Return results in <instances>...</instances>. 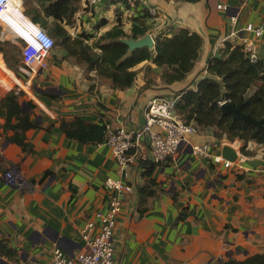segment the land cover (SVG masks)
Wrapping results in <instances>:
<instances>
[{
    "label": "crops",
    "instance_id": "crops-1",
    "mask_svg": "<svg viewBox=\"0 0 264 264\" xmlns=\"http://www.w3.org/2000/svg\"><path fill=\"white\" fill-rule=\"evenodd\" d=\"M78 5L69 27L73 39L86 33L90 36L85 42L93 45L119 22L131 33L142 9L154 8L156 16L147 20L148 34L155 40L160 34L171 37L180 28L196 32L202 38L199 58L187 78L173 84L163 81V68L145 61L137 66L133 86L121 90L96 71L70 62L73 56L67 52L56 60L52 50L47 70L30 72L20 67L27 76L24 79L15 76L0 57V84L13 80L14 86L24 85L23 97L35 103L32 118L39 125L26 133V151L10 141L6 144L5 135L0 136V240L15 251L12 257H0L9 264H53L56 247L75 256L86 247L82 228L93 221L97 233V215L108 210L104 183L119 177L117 161L105 143L68 139L60 129L61 119L81 117L105 123L108 131L139 130L145 126L151 100L195 88L206 75L210 58L219 55L227 41L240 42L230 37L232 17H236V29L264 25V0H143L136 5L104 2L95 6L80 0ZM1 17L4 28L15 35L16 22L4 14ZM240 36L250 40L253 51L264 59V38L246 31ZM147 82L153 84L144 88ZM3 124L0 118V132ZM190 139L196 144L218 141L222 149L231 145L218 140L213 129H199ZM189 151L156 168L152 178L158 183L157 194L144 203L139 189L148 178L142 163L130 167L126 181L134 190L126 196L115 227V264H222L230 258L244 260L264 253V169L243 173ZM47 171L51 174L45 177ZM11 173L22 178L23 188L9 184ZM241 174L251 182L239 180ZM144 207L148 209L140 213ZM184 210L186 218L177 222Z\"/></svg>",
    "mask_w": 264,
    "mask_h": 264
},
{
    "label": "trees",
    "instance_id": "trees-1",
    "mask_svg": "<svg viewBox=\"0 0 264 264\" xmlns=\"http://www.w3.org/2000/svg\"><path fill=\"white\" fill-rule=\"evenodd\" d=\"M79 1L22 0L25 15L57 39L56 46L52 49L53 54L60 50L66 51L68 55L84 62L89 71H96L100 77L109 79L115 89L121 90L133 86L139 73L137 66L145 61H152L164 69L162 79L165 84L185 80L194 69L199 58L202 38L198 33L186 28L174 31L171 37L157 35L154 49L143 47L129 50L122 39H140L149 32L147 20L154 16L146 9H142V14L134 19L131 33H127L119 22L93 45L85 42L90 36L86 33L81 34V40L73 39L69 27L73 25L79 10ZM185 1L195 3L200 0ZM96 49L99 52L94 51ZM0 53L11 71L19 78H27L20 70L23 64L20 58L21 49L17 44L0 40ZM150 70L149 65L145 69L146 75ZM152 84L147 82L144 88ZM13 86V80L1 83L0 94L2 89L10 90ZM24 95V92L16 94L15 90H11L0 98V118L4 120L0 136L5 135V140L26 151L29 148L26 133L39 125L32 118L36 108L32 100H26L30 111H24ZM176 96H179L177 109L181 111L187 124L195 125L198 130L213 129L218 140L226 138L230 142H243L241 152L246 155L249 154L248 148L252 142L264 146V59L253 62L243 44L227 41L220 54L210 58L207 73L196 87L183 89ZM224 101L234 107L243 104L245 114L263 121V131L251 123L235 119L232 115H224L221 108V102ZM60 129L68 139L81 144L104 143L108 133L105 123H94L81 117H75L73 120L61 119ZM162 164L142 163L144 175L148 178V183L139 189L142 203L146 202V198L157 194L158 183L152 178V174ZM50 174L51 172L47 171L45 177ZM238 179L251 182L246 174L238 175ZM174 199L176 200V196ZM147 209L142 208L140 213ZM186 215L185 210L181 211L177 222L184 220ZM0 255L12 257L15 251L8 247L6 241L0 240ZM222 264H264V253L248 256L244 260L230 258Z\"/></svg>",
    "mask_w": 264,
    "mask_h": 264
},
{
    "label": "built area",
    "instance_id": "built-area-1",
    "mask_svg": "<svg viewBox=\"0 0 264 264\" xmlns=\"http://www.w3.org/2000/svg\"><path fill=\"white\" fill-rule=\"evenodd\" d=\"M89 5L95 6L104 2H123L135 5L143 0H87ZM222 8V6H219ZM225 8V7H224ZM152 16H156L154 8L149 9ZM4 14L11 17L12 21L25 28V35H14L15 41H21L23 64L30 72L47 70L50 67L49 56L56 46V40L38 24L32 22L24 13L22 0H0V17ZM2 18V17H1ZM236 17L231 18L233 28L230 37L238 39L250 53L253 62L260 60L253 51V43L240 36L244 31L252 33L257 38H264V25H247L244 29H236ZM6 24L0 25L3 33H8L4 28ZM75 37V34L72 33ZM17 39V40H16ZM28 39L32 40L36 47L31 48ZM242 41V42H241ZM32 90L31 86H29ZM20 85H15L11 90L16 94L23 92ZM25 90V89H24ZM179 96L157 97L149 102L145 110V126L139 130L108 131L105 144L110 148L111 154L118 164V178H107L104 186L109 192L108 210L106 213L97 215L100 225L96 233L95 222L90 221L82 228V237L86 247L75 256L67 255L60 247L53 250V264H115L114 231L118 216L122 211L125 198L133 192V186L126 181L128 171L132 165L144 162L165 163L179 153L192 151L193 155L208 159L213 164H222L225 168L236 167L243 173L249 171L260 172L264 167L253 168L247 166L249 159L241 152L239 142L231 144L236 150L238 158L235 162L227 160L222 156V146L218 141L204 144H196L191 141L192 135L199 133L193 124H187L180 110L177 109ZM227 101L221 102V105ZM0 138V149L2 147ZM9 184L13 187H24V181L15 173L8 174Z\"/></svg>",
    "mask_w": 264,
    "mask_h": 264
},
{
    "label": "water",
    "instance_id": "water-1",
    "mask_svg": "<svg viewBox=\"0 0 264 264\" xmlns=\"http://www.w3.org/2000/svg\"><path fill=\"white\" fill-rule=\"evenodd\" d=\"M122 41L129 47L130 51H134L136 49H140L143 47H147L149 49H154L155 47V40L151 34H147L146 36L140 39H122ZM24 111H30V108L27 106L26 101L23 102ZM244 105H240L239 107H234L231 103L227 102L224 103L221 108L224 115H232L235 119H241L247 123H251L258 127L259 130L263 131V121L256 120L250 115H247L243 112ZM9 141L6 142L8 144ZM189 153L191 154L192 151L190 150ZM222 156L227 159L235 162L238 158V154L236 150L231 145H225L222 149ZM247 164L253 168L264 167V159H249ZM1 264H9L4 259L0 257Z\"/></svg>",
    "mask_w": 264,
    "mask_h": 264
},
{
    "label": "rangeland",
    "instance_id": "rangeland-1",
    "mask_svg": "<svg viewBox=\"0 0 264 264\" xmlns=\"http://www.w3.org/2000/svg\"><path fill=\"white\" fill-rule=\"evenodd\" d=\"M0 25H2V22H0ZM70 29V28H69ZM3 30L4 29H2L1 27H0V40H5V41H11V43H14V44H18L14 39H15V37H14V34H12L11 32L10 33H3ZM76 39H78V38H76ZM17 40V39H16ZM80 40H81V38H80ZM56 41H57V39H56ZM20 43V42H19ZM92 45V44H91ZM94 51H96V50H94ZM93 51V52H94ZM98 51V50H97ZM66 51H64V50H60V51H58L57 52V56H56V60H58L59 58H61L62 57V54L63 53H65ZM0 57H1V60H2V62L7 66V64L5 63V60H4V57H3V54L2 53H0ZM20 58H21V61H23V58H22V55L20 56ZM69 61L70 62H75V63H77V64H80V65H83V66H85V67H87V65L84 63V62H82L81 60H78L76 57H70L69 58ZM49 64H50V62H49ZM23 68H26L25 67V65L23 64V66H22ZM7 68L9 69V67L7 66ZM10 70V69H9ZM11 71V70H10ZM14 74V73H13ZM15 76H16V74H15ZM27 82H25V84H26ZM18 84H20V83H18ZM30 85L32 86V89L34 88L33 87V84L30 82ZM20 86L22 87V88H24L25 89V87H24V85H22V83L20 84ZM17 87H18V85H17ZM27 89V88H26ZM2 90H4V89H2ZM10 91V90H9ZM8 90H6V91H2V94H0V96H2L4 93L3 92H9ZM22 100L23 101H26L27 99L25 98V97H23L22 98ZM223 139H225V141H226V143H228V144H234L235 142H239V146L240 147H242V144H244L243 142H241V141H239V140H236L235 142H230L229 140H227L226 138H223ZM222 140V139H221ZM253 143V142H252ZM251 145V144H250ZM249 145V148H248V151H249V154L248 155H246V154H244L246 157H248V158H254V159H264V146L262 145H257L256 143L255 144H252L251 146Z\"/></svg>",
    "mask_w": 264,
    "mask_h": 264
},
{
    "label": "bare ground",
    "instance_id": "bare-ground-1",
    "mask_svg": "<svg viewBox=\"0 0 264 264\" xmlns=\"http://www.w3.org/2000/svg\"><path fill=\"white\" fill-rule=\"evenodd\" d=\"M7 18L11 19L10 15L7 16ZM11 20H12V19H11ZM13 22H14V21H13ZM16 24H17V23H16ZM17 25H18V28L16 29L17 33L14 32L15 35H21V34H22V35H25V33H26L25 28H23L22 25H20V24H17Z\"/></svg>",
    "mask_w": 264,
    "mask_h": 264
},
{
    "label": "clouds",
    "instance_id": "clouds-1",
    "mask_svg": "<svg viewBox=\"0 0 264 264\" xmlns=\"http://www.w3.org/2000/svg\"><path fill=\"white\" fill-rule=\"evenodd\" d=\"M28 42L30 43L31 48L35 49L36 47L35 43L30 39H28Z\"/></svg>",
    "mask_w": 264,
    "mask_h": 264
}]
</instances>
